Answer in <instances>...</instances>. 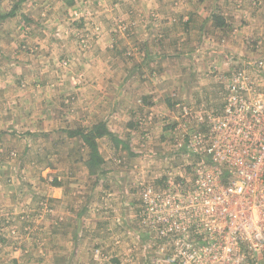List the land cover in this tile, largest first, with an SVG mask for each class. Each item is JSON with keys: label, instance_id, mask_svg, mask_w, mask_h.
<instances>
[{"label": "rangeland", "instance_id": "obj_1", "mask_svg": "<svg viewBox=\"0 0 264 264\" xmlns=\"http://www.w3.org/2000/svg\"><path fill=\"white\" fill-rule=\"evenodd\" d=\"M167 16L190 21L222 68L213 57L193 61V85L215 97L174 103L177 123L162 153L147 158L163 174L149 178L147 168L136 173V152L121 157L114 141L110 151L99 138L92 147L83 141L86 97L77 102L83 120L69 110L87 84L107 85L126 103L139 99L150 67L136 70V50L158 49ZM261 56L264 0H0V264H166L171 244L140 229L144 187L158 191L180 160L169 161L167 150L173 130L181 131L182 107L219 110L223 80ZM124 179L132 185L119 187ZM244 256L243 264H264V251Z\"/></svg>", "mask_w": 264, "mask_h": 264}, {"label": "built area", "instance_id": "obj_2", "mask_svg": "<svg viewBox=\"0 0 264 264\" xmlns=\"http://www.w3.org/2000/svg\"><path fill=\"white\" fill-rule=\"evenodd\" d=\"M182 112L167 150L180 160L144 187L140 229L171 244L166 264H243L244 249L264 251V56L232 69L219 110Z\"/></svg>", "mask_w": 264, "mask_h": 264}, {"label": "crops", "instance_id": "obj_3", "mask_svg": "<svg viewBox=\"0 0 264 264\" xmlns=\"http://www.w3.org/2000/svg\"><path fill=\"white\" fill-rule=\"evenodd\" d=\"M178 22L168 19V16L165 20L160 21L162 31L159 37L162 39L156 45L157 50L152 48L148 52L136 50L135 56L139 57L140 61L136 70L138 68L143 70L146 68V64L150 67L149 82L138 84L140 94L136 98L139 99L126 103L124 102L127 100L125 98H115L114 90L108 88L107 85L97 87L87 84L76 89L75 99H73L76 102L71 105L69 110L71 114L74 113L70 114V118L76 120L79 116L83 120L82 110L85 111V123L88 124V131L99 123L104 126L109 136H102L96 140L103 141L105 147H109L107 151L113 150L110 142L114 141L117 144L114 151L118 148L119 156L122 157L129 153L133 156V152H136L137 156L134 157L135 162H133L138 165L136 173L144 174L143 168H147L145 175L149 178L158 177L157 174L160 175V173L163 174L158 168L159 166L156 165L157 163L154 165L151 162L150 164L147 162V158L162 153L163 145L169 136V130L177 123L175 118L178 113L174 103L177 100L185 103L194 101L193 103H195L199 102L202 97H215L213 89L204 87L206 91L200 92L201 87L193 85L195 84L193 80L197 77L195 76L197 74L193 72L195 65L193 61H198L201 65L202 61L213 57L212 66L222 68V62H214L215 55L212 48L208 47L203 50L206 45H200L202 44L201 39L205 42L206 38L193 37L189 30L190 21L176 25ZM232 26L235 27L231 24L229 28ZM244 32L245 30L235 32L236 39H234L233 48H231L235 52L241 51L242 45L238 39ZM196 43H198L197 46H195ZM191 46L195 47L191 48ZM206 57L207 59H205ZM192 76H194L193 80ZM207 82H210V79H205L203 84ZM126 93L127 91H125V95H127ZM174 93L176 98H173ZM111 95L112 99L109 97ZM82 96L86 97V108L77 111L81 109L77 102ZM136 157L139 158V161ZM165 173H168V170ZM174 173L179 174L177 171ZM128 181L126 179L119 180V187L126 188L128 185H132Z\"/></svg>", "mask_w": 264, "mask_h": 264}, {"label": "trees", "instance_id": "obj_4", "mask_svg": "<svg viewBox=\"0 0 264 264\" xmlns=\"http://www.w3.org/2000/svg\"><path fill=\"white\" fill-rule=\"evenodd\" d=\"M109 135L107 131L105 130L103 125H98L96 127H93L89 132L87 133H81V137L85 143L90 145L91 147L93 146L92 139H97L102 136ZM92 138V139H91Z\"/></svg>", "mask_w": 264, "mask_h": 264}]
</instances>
